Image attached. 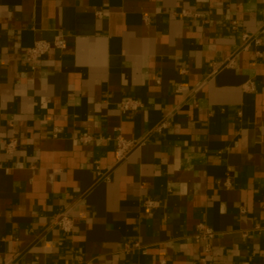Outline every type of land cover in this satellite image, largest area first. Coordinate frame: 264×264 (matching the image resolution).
<instances>
[{
    "label": "crops",
    "instance_id": "crops-1",
    "mask_svg": "<svg viewBox=\"0 0 264 264\" xmlns=\"http://www.w3.org/2000/svg\"><path fill=\"white\" fill-rule=\"evenodd\" d=\"M0 264H264V0H0Z\"/></svg>",
    "mask_w": 264,
    "mask_h": 264
},
{
    "label": "built area",
    "instance_id": "built-area-1",
    "mask_svg": "<svg viewBox=\"0 0 264 264\" xmlns=\"http://www.w3.org/2000/svg\"><path fill=\"white\" fill-rule=\"evenodd\" d=\"M233 25H236V22H233ZM242 40L246 42V45H248L251 41H254L255 43L260 42L259 34H256L255 36H252L250 34L244 33L242 36ZM67 45V39L64 34H58L55 36V38L50 40H36L34 44L28 48L26 58L29 61H36L44 54L48 53L50 49L57 48V49H63ZM235 63V57L232 56L228 59L226 62V65L232 66ZM141 102L138 100L129 97L125 100L121 101L119 106L122 111L127 110H135L141 106ZM170 125V118L169 116H166L162 119V121L156 126L155 131L156 132H162L164 129L168 128ZM56 131H59L56 129ZM141 141L138 140H129L121 135L117 136V148H116V156L119 160H122L126 158L134 149L139 147L141 145ZM15 144L14 141H11L10 146L13 147ZM105 179H109L108 174L103 175ZM143 205L146 208V210L150 211L151 209L155 208L158 205V201L154 198H146L143 201ZM54 223L56 226L61 228L65 232H71L73 230L74 222L71 216L67 212H61L55 217ZM207 235H211V230L206 231ZM131 246H139L138 243H135L132 245L130 242H126L124 245L125 249L131 248Z\"/></svg>",
    "mask_w": 264,
    "mask_h": 264
}]
</instances>
